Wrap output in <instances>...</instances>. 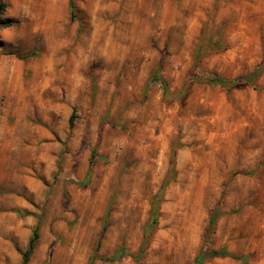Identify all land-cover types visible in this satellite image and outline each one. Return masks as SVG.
Returning a JSON list of instances; mask_svg holds the SVG:
<instances>
[{
  "label": "rangeland",
  "instance_id": "1",
  "mask_svg": "<svg viewBox=\"0 0 264 264\" xmlns=\"http://www.w3.org/2000/svg\"><path fill=\"white\" fill-rule=\"evenodd\" d=\"M0 2V264H264V0Z\"/></svg>",
  "mask_w": 264,
  "mask_h": 264
},
{
  "label": "trees",
  "instance_id": "2",
  "mask_svg": "<svg viewBox=\"0 0 264 264\" xmlns=\"http://www.w3.org/2000/svg\"><path fill=\"white\" fill-rule=\"evenodd\" d=\"M70 5H71V8L73 9V7H74L73 0H70ZM4 9H5V3L4 2H0V26H7V25L10 24V21L8 19H3L1 17ZM263 71H264V65H262V66H260V67H258L256 69H254L253 71L247 73L245 76L248 79L255 80ZM210 80L212 82H214V83H219L221 85H226L228 83H232L233 81H235L234 78L231 79V78H225V77H222V76H215L214 78H211ZM153 215H154L153 223H155L157 221L156 211L155 210H153ZM38 236L39 235H38L37 229H34L33 235H32V237L29 240V247L24 253V258H23L22 264H25L28 261V257L30 255V253L33 251V248L35 246V242H36ZM219 253L222 254V255L229 254L226 250H222ZM197 264H201V259L197 260Z\"/></svg>",
  "mask_w": 264,
  "mask_h": 264
}]
</instances>
